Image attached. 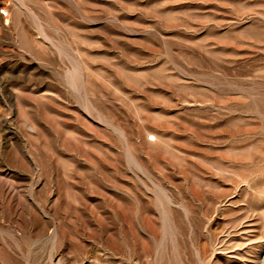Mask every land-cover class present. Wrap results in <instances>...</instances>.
I'll return each mask as SVG.
<instances>
[{
  "label": "rangeland",
  "instance_id": "obj_1",
  "mask_svg": "<svg viewBox=\"0 0 264 264\" xmlns=\"http://www.w3.org/2000/svg\"><path fill=\"white\" fill-rule=\"evenodd\" d=\"M0 264H264V0H0Z\"/></svg>",
  "mask_w": 264,
  "mask_h": 264
}]
</instances>
